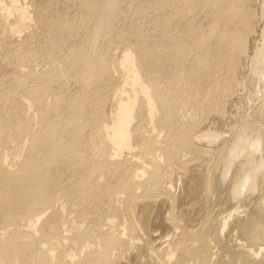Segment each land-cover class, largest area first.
Segmentation results:
<instances>
[{"label": "bare ground", "instance_id": "1", "mask_svg": "<svg viewBox=\"0 0 264 264\" xmlns=\"http://www.w3.org/2000/svg\"><path fill=\"white\" fill-rule=\"evenodd\" d=\"M201 1L155 0L153 7L158 14L152 19L156 14L152 15L151 12L150 21L161 28H158L159 31H169V35H156L163 41H155L159 43L155 45L150 39L147 40L150 30L147 31L144 22L138 18L135 19L141 22H136L140 26H134L133 22L119 29L118 17L121 15L118 16V13L123 12L124 4L118 12L121 2L117 0H0V47L10 51L8 59H0L1 66L9 67V70L0 73V104L4 100L10 102L11 99L12 102L8 111L10 132L4 130L3 121L7 118L1 113L3 109L0 105V144L8 142L5 140L8 134L10 140L6 145L10 152L5 153V164L0 161V187L8 190L0 198V219L5 217L3 212L14 210L22 216L29 207L40 206L38 199L49 198L45 195L47 187H42L40 182L51 183L62 178L66 170H71L70 176L72 173L80 174L74 179L75 183H71L78 185L75 199L85 197L89 202L94 201L99 187L106 188L116 180H120L121 190L128 191L131 188L154 189L148 187L149 180L162 175L168 178L159 188L168 198H160L162 202L159 203L153 193H148L134 206L135 217L130 215L133 220H125L124 224L119 221L122 229L118 227L113 231L105 229L99 232L101 238H98V243L91 245L88 241L89 245L82 255L73 252L61 258L54 247L35 253L34 241L29 233L31 230L22 229V236L8 234V237H2L0 234V253L4 260L27 262L28 257L33 255L38 264H230L229 258L244 259L240 256L244 252L249 258L251 255L247 264H264V153L256 154L259 149L264 151V141L259 142L255 140L256 137L253 140L247 133H241L237 146L231 151L230 160L226 162L228 165H221L220 160L229 146L222 145L224 149H219L220 155L217 156L216 149L221 146L216 149L203 147L211 140L208 135L204 137L209 138L204 145L193 138L197 128L194 123L173 126V117L177 113L171 109L175 100L170 98L172 92H177L181 79L177 77L172 82L171 70L182 66L188 68V61L192 62L193 59L198 67L193 68L189 64L188 70L195 78L194 98L204 97V107L198 106V111L193 109L192 116L204 112L205 117L212 112L224 115L227 98L233 94L232 89L242 81L244 83V80L236 77L242 61L248 59L250 38L256 33L259 21L263 23L262 38L256 42L250 66L247 67L251 83L246 81L254 89L256 85L263 84L264 89V7L260 6L262 9L258 12L254 0ZM64 3L102 10L105 26L97 25L94 32L85 31L84 24L69 8H65ZM201 3L205 7L203 17L209 22L206 27L203 24L195 27L193 22H196V16L191 20L189 17L199 15ZM55 8L60 10L61 15L53 12ZM142 17V21H145V14ZM198 19L201 21L199 16ZM52 20L56 23L50 27L47 23ZM129 20L131 22L132 18ZM169 27L171 30H166ZM79 33L86 37L87 45L82 41L77 43ZM155 33L158 34V30ZM102 35L109 41L97 50L96 44H103L100 41ZM213 35L216 41L210 45ZM126 36L131 40L126 38L127 43L122 47L116 46L118 42H113ZM190 36L194 44L191 51L188 50L190 44H186L191 42ZM62 48V56H52ZM115 49L120 52L116 54ZM206 65L212 70L209 74ZM70 80L75 82L74 85L77 83L75 89L80 86V89L77 88L79 91L74 89L73 95L67 87L71 86ZM3 83L6 86L3 87ZM176 104L179 102L176 101ZM177 146L189 150L188 153L200 150L217 157L213 174L219 172L220 180H216L215 176L210 186L219 198L223 197L226 173H231L230 180L237 174L243 177L237 188L238 195L234 192L230 196L234 208L221 219L209 214L202 227L211 228L217 233L219 251L214 253L217 255L215 261L199 255L193 260L194 263H190L189 259L199 253L188 243L195 233L180 223L173 224L170 219L177 209H180L181 219L191 220L194 217L187 212L193 207H184L187 201L177 195L176 189L178 185H183L184 193L191 196L198 182L202 184L204 178H200L204 173L196 170V166L195 169L194 166L192 169L189 167L197 158L183 159V155L174 150ZM242 157L243 161L238 160ZM53 165H57L58 169H51ZM174 166L179 168L176 171L180 184H176V189V178L171 176ZM164 169L168 170L161 175L160 171ZM241 169L243 172L240 174ZM97 172L104 173L101 184L94 178ZM261 178L262 184L259 183ZM246 188L248 192L257 189L259 199L249 198L246 194L242 195L244 200L240 199V194ZM62 192L68 197L70 187L64 186ZM237 199L240 203L236 206ZM63 205L69 206L71 201ZM161 206L166 210L169 208V217L165 220H159L155 213ZM22 207L26 208L24 212ZM50 208L53 209L47 214L43 210L36 211L31 226L33 230L38 231L41 223L48 224L51 219H63L68 214L67 208ZM110 217L115 221L109 219L106 226L113 228L116 217ZM153 224H161L164 233L155 232ZM58 227L56 225L49 230L55 234ZM94 229L71 225L68 228L71 233L66 234L64 239L76 245V240L83 235L96 236ZM27 236L31 239H27ZM17 237L18 240L14 241ZM52 245L57 246L56 243ZM124 245L127 246L125 252H120ZM58 246L67 248L63 242ZM110 249L114 250L109 252ZM0 264L7 263L2 261Z\"/></svg>", "mask_w": 264, "mask_h": 264}, {"label": "rangeland", "instance_id": "2", "mask_svg": "<svg viewBox=\"0 0 264 264\" xmlns=\"http://www.w3.org/2000/svg\"><path fill=\"white\" fill-rule=\"evenodd\" d=\"M59 1L64 2V0H59ZM102 1H110V0H102ZM117 1L121 2L120 10H118V12H120L123 9L122 10L123 12H121V14L118 13V16L121 15L120 18L118 17V19H119L118 25L120 26V28H119L120 30L122 28H124L125 24H126L125 25V27H126V26H128V24L132 25L133 22H135L134 26H140L138 24H141V22L142 23L144 22V26L146 25L145 29H147V31L150 30L149 32L151 34H149V33L148 34L150 36L152 35L154 42H153V40H151L152 39L151 37L149 38V35H148L147 40L150 39V42L155 44V45H158L159 44L158 42L161 43L163 41L161 38H158L159 37L158 35H160L161 33H162V35H165V34L167 35V33L169 35V31H166L165 33L162 30H161L162 32L159 31L161 28L158 27V28H160V29H158L157 27L154 26L155 24L153 25L154 22L151 23V21H150L153 14H156V15H153V17L154 16L156 17L158 14L157 11L153 7L155 0H117ZM254 3H255L254 5L258 9V12H260L261 9L264 7V0H256V1L254 0ZM64 6H65V8H69V10L72 11L76 15L77 20L84 24L83 29L85 28L84 29L85 31L94 32L96 30L97 25H100V27H104L106 24L104 22V19H103L104 13L102 10H91V9H89V6L85 8V7L79 6L78 4L73 5L72 3H66V4L64 3ZM125 6L128 8V10H126L127 8ZM121 7H123V8L121 9ZM78 8H79V11H78ZM200 8H201V10L198 12L199 15L197 14V15H193L191 17L188 16V17L191 20L192 18L194 19L196 16L194 21H196L198 23L193 22V25L194 24L196 25V26L194 25L195 27H200L201 24H203V26L206 27V24H207V22H209V19H204V17H203V14L205 13V7L202 3L200 4ZM124 9L126 10V12H124ZM140 10H142V13H140ZM127 11H128V13H127ZM53 12L61 15L60 10H58V8H55L53 10ZM151 12H152V15H151ZM143 14H145V19H146V20L144 19L145 21H142L143 20V17H142ZM188 14L191 15L192 14L191 11H189ZM198 16H199L201 21H199ZM155 17L152 19H155ZM130 18H132V20L134 18L133 21L131 20L132 23L129 20ZM135 18L136 19L138 18L141 22L137 21ZM196 19H198V20H196ZM202 19H204V20H202ZM122 20L124 22L125 21L126 22L122 23L121 22ZM185 20L186 19H184L183 22H185ZM146 21L148 23H146ZM136 22L137 23L139 22V23L137 24ZM55 23H56V21L52 20L51 22H49L47 24H49L50 27H52L55 25ZM47 24H45V26ZM121 24L123 25V27ZM182 24L184 25V23H181L180 25H182ZM197 24L200 26H198ZM178 26H179V24H178ZM148 27L149 28L152 27V29H149ZM170 27L167 28L166 30H171V28L173 26L171 28ZM154 28L156 30H154ZM172 29H174V27ZM256 29L257 30H256L255 34H257V35L254 34L250 38V48H249L248 59L246 57H245L246 60L243 58L244 60L242 61L241 68H239V71H238L239 75L236 77L240 81L244 80V83L242 81L243 84L238 83L240 86L236 85L232 89L234 95L232 94L231 97H230V95L228 96L225 114L222 116L215 113V112H212L210 114V116H208V117H205V115H206L205 112L200 113V115H197L196 117L192 116L193 115V109H196V111H198V106L204 107L203 102H202V99L204 97L194 98L195 93H196L195 92V85H194L195 84L194 83L195 78L192 77L191 73L188 70L189 64H190V66L192 64L193 68L198 67L193 59H192V62L191 61H188L189 63L187 62L188 65H186V66H188V68H186L185 66H182L180 68L178 67V68H175L174 70H171L172 82H173V79H175L177 77L181 78L180 83L178 85V88L176 90L177 92L175 94L172 92V94L170 96V98L172 100L173 99L175 100L174 103L171 105V109H172V111L177 113L176 117H173V121H174L173 126H180V125H186V124L194 123L198 129L196 128V132H195L193 138L195 140L200 141L199 142L200 145H202V144L204 145V143H207L204 141L209 139L207 137H206V139H204V137H205V135H208V137H210V139L213 140V142L211 140H209V142L207 144L208 148H207L206 144L203 147H204V149H209V148L210 149H216V148L221 146V148L216 149L217 153L215 155H217V156L220 155L219 149L223 150L224 146H229L225 150V152H226L225 155L220 160V164L225 165V166L228 165L226 162L230 160L231 151L237 146V142L239 141L238 138H239L241 133H247V135L251 136V138L253 140L256 137L255 140H257L259 142L264 141V124H263V121H264V116H263L264 115L263 114L264 113V89L262 88L263 84L262 85L261 84L256 85L257 88L255 87V89H254L253 86L250 84L251 83L250 82V76L248 73L249 70L247 68L248 66H250V64H249L250 58H251V55L253 56V53L255 51L256 42L258 41V39L260 40L262 38L261 37L262 36L261 32L263 29L262 21H259L256 24ZM157 30L159 32L158 34L155 33V32H157ZM152 32L154 33V35ZM83 36H84L83 33H79L78 40H76V41H77V43L79 41H82L83 44L87 45L88 40L86 39V37H83ZM154 37H156L157 40L154 39ZM163 37H165V36H163ZM126 38L131 40V38L129 36H126L121 40H119V38H117L113 42H118L116 46L122 47L127 43ZM137 39H138V37H137ZM44 40L46 41L47 38ZM189 40L191 42H186V44H190L188 46V48L190 47L188 50L191 51L193 49V45H194V44H192L193 40H192L191 36H190ZM100 41H102L103 44L97 43V40H96V43H97L96 45L98 46L97 50L102 49L101 47L109 40L107 39L106 36L102 35ZM155 41H158V42L156 43ZM215 41H216V36H214V35L211 36L210 41H209L210 45H214ZM151 43H150V45H152ZM64 49H66V47H64ZM64 49L62 48L59 52L52 53V54H54L52 56L56 57L59 54L62 56ZM116 51H117V52H115L116 54H118L120 52V51L118 52V49ZM9 56H10V51L5 47H0V59H8ZM245 61H246V63H244ZM245 66H246V68H245ZM7 69L9 70L8 66H1L0 65V73L4 72ZM206 70H207L208 74L210 72H212V70L209 69V65H206ZM246 80L250 83H248ZM70 81H72V80H70ZM74 83L75 82L72 81V83H70L71 86L67 85V87L69 86L68 87V90H70L69 93H72L71 95H73L75 93V90L80 87L78 85V87L75 89L77 83L75 85H74ZM2 86L3 87L6 86V83H3ZM259 86L261 88H259ZM171 87H172V83H171ZM242 87H243V89H242ZM251 88L254 90L252 91ZM79 89H77V91H79ZM73 90H74V92H73ZM245 91H246V93H244ZM255 92H256V94H255ZM250 93H252V94H250ZM260 93H262L261 96H260ZM253 97L254 98L256 97V98L253 99ZM248 100H250V101H248ZM176 101L179 102V104H176ZM259 102L260 103L262 102V103L260 104ZM255 103L257 105L259 103V105L257 106V105H255ZM0 105L3 109L1 111V113L4 115L5 118H7V119H4V121H3L4 122V130L6 132H10L9 124H8V122H9L8 111H10V107L12 106L11 99H10V102L7 100H4ZM246 105H248V106H246ZM110 106H109V108H110ZM250 107H251V110H250ZM252 109L255 110V113ZM259 111H261V112L259 113ZM252 112L254 113L253 115H251ZM256 114H258V116L261 115V116H259L261 118H259ZM255 115H256V117H255ZM247 116H248V118H247ZM256 118H257V120H256ZM253 123H255V125ZM257 128L259 129V132H257L258 131ZM255 129L257 131H255ZM260 129H261V131H260ZM216 133L218 136L216 135ZM259 135L260 136L263 135V136L260 137ZM8 136H9V134L5 138V140H7L8 142H6V144H0V153H2L0 155V161H2L3 163H4L5 153L10 152V150L6 146L10 142ZM217 137H221V138H217ZM215 138H217L218 141ZM258 138L260 140H258ZM222 145H224V146L222 147ZM9 148H10V146H9ZM174 150H175V152H178V154L180 153L181 155H183L182 156L183 159H189V157L197 158L193 161V163L191 162L189 167H191L190 169H192V167L194 166L193 169H195V166H196L197 167L196 170L203 172L205 176L204 175L200 176V178L204 177L202 179V182H201L202 184L199 185L200 182H198V184L196 185L197 190L194 189L195 194L193 193V195L190 196V195L184 193V188H181V186L183 187V185H178V184H180V182L178 181V177H177V175H179V174L177 173L178 171H176V168L179 169L178 166L177 167L174 166L175 168H173V169L171 168L172 169L171 170V173H172L171 176L173 177V179L176 178L175 179L176 182L178 181L177 183L175 182V189H176V184L178 185L177 189H176L177 195L179 194V197L183 196L182 198H184L187 201V202H185L187 204L184 205V207H193L191 210H189L187 212L190 215H194V217L191 220H187L186 218L181 219L180 218L181 215L179 213L180 209H177L176 211H174L173 218L171 217L170 219H171V221H173V224L180 223V224L184 225V227H186L187 230L195 233L193 239H190V241L188 243H190V247L198 249L199 253H198V255L195 254L193 257H191L193 259H189V260H191L190 263L191 262L194 263L193 260L195 258L199 257V255H200V257H206L207 259H210L211 261L212 260L215 261L217 259V257H216L217 255L214 253H218V251H219L218 243H217V240H218L217 233L215 230H213L211 228L203 229L202 227L205 224V222L207 221L209 214H211L212 217H216L217 219H221L223 216H225L229 211H231L234 208L232 205L233 200L231 199L230 196L231 195L233 196L234 192L238 195L237 188H238V185L240 184V182L242 181L243 177H242V175L237 174L232 178V180H230L231 173H230V175L228 173H226V175H225L226 179H225V181H223V182H225L224 188L222 191L223 193L221 195L223 197L219 198L218 196H216L213 193V188L210 186L211 181L214 180L215 176H216V180L217 179L220 180V178L218 177L219 172H216L217 175L213 174L214 170H215L214 162L217 160V157L215 155H213L212 153L206 154L200 150L199 151H192V152L188 153L187 151H189V150L186 151L185 149H182L181 146L175 147ZM260 152H262L261 154L263 155L264 151H261V149H259V151H257L256 154L258 155ZM245 154L246 153H244V155ZM40 156L41 155H39L37 157H40ZM55 159H54V161H55ZM238 160L243 161L244 159L242 157ZM238 160H236V161H238ZM55 162H57V159ZM56 166L57 165H53V166H50V168L57 170L58 166H57V168H56ZM228 167H227V170L229 171L230 166H228ZM167 170L168 169L161 170L160 174L161 175L164 174V172ZM240 171H241L240 172V174H241L243 171H242V169ZM69 172H71V170H69ZM69 172H68V170H66L64 172L65 175H62V178H58L51 183H45L44 180H42L40 182L42 187H47V191H46L45 195L49 197L46 200L38 199L40 206L35 207L33 209H30L31 207H29L28 210L26 211V214L22 215V216L17 215L14 210L3 212L2 215H4L5 217L3 219H0V234H2V237H8L9 235L22 236L21 230L22 229H24V230L28 229V230H31L29 233L32 235L31 238L34 241L35 253H37V251L40 249H45L46 251H48L50 248L54 247V248L58 249L57 252L59 253V256L61 258H65L68 253H73V252H77L78 254L82 255L83 250H85L87 248V245H89V243H87L88 241L91 242V245L98 243V238H101L99 232L105 231V229H109V230L113 231V230H115V228L121 227L119 225V221L124 224L125 220H127V221L133 220V219H131L132 217L130 215L133 216L135 214L133 211L134 206H136V204L139 201H141L143 199V197L147 196L148 193H153V195L156 197L155 199H159L158 200L159 203L162 202V199H160V198H164V197L168 198L167 195H163L161 193V190H159L160 187L162 188L163 181L168 180L166 175H164V176L162 175V177H160V178L154 177L152 180L148 179L149 180V186L148 187H154V189L144 190L142 188H140V189L131 188L128 191H123L120 189V180H116V181H113L112 184H109L106 188L99 187L98 188L99 192L97 195H95V199L93 202L87 201L85 199V197H83L82 200L81 199H75L77 197L78 185L71 184V183H75L74 179L76 177H79L80 174L79 173H77V174L72 173L70 176ZM181 172H182V170H181ZM67 175H68V177H67ZM94 175H95L94 178H97L98 182L101 184L103 178H105L104 173L97 172ZM181 175L182 174L180 173V176ZM65 178H66V180H65ZM70 179H72V180H70ZM67 181L68 182L70 181V183H67ZM199 181H201V179ZM259 183L260 184L263 183L262 178L259 179ZM70 184H71V186H69ZM205 184H206V186H205ZM64 186L70 187V195H68V197L65 194H63V192H62V189ZM198 187H199V189H198ZM178 188H179V190H178ZM186 190H187V188L185 187V191ZM246 190H247V188L243 189L242 194H240L242 198L239 197L240 199L244 200V198H243L244 196H242L243 194L244 195L246 194L249 198L253 197L254 199H259L257 189H253L250 192H248ZM6 191H8L6 188L0 187V198L5 195ZM174 193L176 195L175 191H174ZM70 201H71V205H69V206L63 205L62 206V203L64 204V202H65V204L68 205ZM239 203L240 202H238V199H237L236 206ZM51 206H59V207L67 208L68 214L66 213L65 214L66 217H64L63 219L62 218L61 219L53 218L49 221L48 224L47 223H43V224L41 223L38 226V231L33 230V228L31 226L33 223V219H35L34 214L36 213V211L43 210L47 214V213H50L51 210L53 209V208H50ZM117 207L119 208L118 211H116ZM162 207L163 206H161V208L159 210L156 209V212H155L156 216L159 220H165L166 217L167 218L169 217V211H168L169 208L166 210V209H164L165 207L164 208H162ZM181 207H183V205ZM22 208H23L22 210L24 212L26 210V208H24V207H22ZM111 215L112 216L114 215L116 217V224L113 228H109L106 226L108 223V220L113 219L112 217H110ZM133 217H135V216H133ZM56 225H58L60 227V228L58 227V232L55 234L51 233L49 229L56 227ZM71 225H77V226H80L84 229L93 227V228H95L94 233L96 234V236H94V237L90 236L89 237V236L83 235L82 238L76 240V245H75L73 241L71 242L68 239L67 240L64 239V236L66 234L71 233L70 231H68V228ZM121 229H122V227H121ZM153 229L155 230V232H157L159 234L161 232L164 233V228L161 224H156V225L153 224ZM36 231H37V233H36ZM31 238L29 236H27V239L30 240ZM13 240L17 241L18 237L14 238ZM61 242H63L65 245H67V248L59 247L58 245ZM53 243H56L57 246H53L52 245ZM206 243H207V245H205ZM126 248H127L126 245L122 246L120 252H125ZM112 250H114V249H110L109 252H111ZM244 254H246V253L242 252L240 255L244 259L234 260L232 258H229L230 264H232V262H237L238 264H247V259H250L251 255L249 258L248 257L249 255L247 256V254H246L244 256ZM28 258L29 259L27 260V262L22 261V260H16V259L4 260L3 255L0 253V262L5 261L7 264H27V263L28 264H38L36 258L33 255H31Z\"/></svg>", "mask_w": 264, "mask_h": 264}]
</instances>
